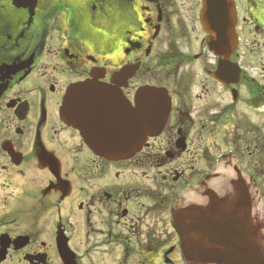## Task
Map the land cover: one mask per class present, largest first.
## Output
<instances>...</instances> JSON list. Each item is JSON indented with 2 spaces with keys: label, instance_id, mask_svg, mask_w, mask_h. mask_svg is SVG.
Returning <instances> with one entry per match:
<instances>
[{
  "label": "flooded vegetation",
  "instance_id": "flooded-vegetation-1",
  "mask_svg": "<svg viewBox=\"0 0 264 264\" xmlns=\"http://www.w3.org/2000/svg\"><path fill=\"white\" fill-rule=\"evenodd\" d=\"M203 2L0 0V264H264V0H228L237 82L213 78ZM88 82L126 146L137 92L163 90L159 132L95 154L61 115Z\"/></svg>",
  "mask_w": 264,
  "mask_h": 264
},
{
  "label": "water",
  "instance_id": "water-1",
  "mask_svg": "<svg viewBox=\"0 0 264 264\" xmlns=\"http://www.w3.org/2000/svg\"><path fill=\"white\" fill-rule=\"evenodd\" d=\"M204 2V9L200 17L201 24L210 36L209 50L219 57L217 69L213 76L219 82H224L226 77L229 78V82H237L238 70L234 64L229 62V57L236 44L235 18L232 7L231 5L228 6V0H204ZM91 82L79 84L67 91L63 98L61 115L67 124L83 134L81 136L95 154L111 160L130 158L139 150L141 142L145 138L143 132L145 135L149 134V136L156 135L159 132L164 114L166 118V113L162 109L168 106V100L163 99L165 97L164 91L147 87L137 92L135 96L137 107L134 112V130L132 136L128 137L131 142L126 146L118 143L125 141L127 139L126 135L120 138L117 135L103 136L100 132L104 130V124L109 125L110 123L108 115L111 116V114L108 111L104 116V108L108 106V103H111L113 98H117L116 93L111 88L109 90L98 88ZM86 92L91 94L87 95ZM85 106V117L87 119L85 121H89L90 125L93 126L90 128L91 131L83 130L80 126V111ZM136 124L144 127L137 128L135 127ZM95 131L100 133L95 136ZM104 139L109 142L101 146L98 141ZM58 248L63 257L67 258L69 250L65 244L60 243ZM201 252L209 253L208 257L210 256L213 260H221L223 257L222 243L220 240L218 242L215 240L211 248H203Z\"/></svg>",
  "mask_w": 264,
  "mask_h": 264
},
{
  "label": "rangeland",
  "instance_id": "rangeland-1",
  "mask_svg": "<svg viewBox=\"0 0 264 264\" xmlns=\"http://www.w3.org/2000/svg\"><path fill=\"white\" fill-rule=\"evenodd\" d=\"M197 74H198V76H196V75L194 74V79H193V81H195V82H201L202 80H204V79L202 78V76H200V74H199L198 72H197ZM153 80L160 81V79H158V78H155V79H153ZM213 95H215V98H216L217 100L222 101V98H221V96H220V94L218 93L217 90L214 91V94H213ZM219 143H220V140H219ZM215 170H216V172H219L220 177L223 176V165H222V163H220L219 165H217L216 168H215Z\"/></svg>",
  "mask_w": 264,
  "mask_h": 264
}]
</instances>
